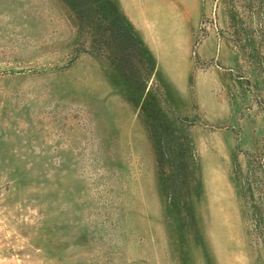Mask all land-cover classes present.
Listing matches in <instances>:
<instances>
[{"label":"rangeland","instance_id":"1","mask_svg":"<svg viewBox=\"0 0 264 264\" xmlns=\"http://www.w3.org/2000/svg\"><path fill=\"white\" fill-rule=\"evenodd\" d=\"M0 264H264V0H0Z\"/></svg>","mask_w":264,"mask_h":264},{"label":"trees","instance_id":"2","mask_svg":"<svg viewBox=\"0 0 264 264\" xmlns=\"http://www.w3.org/2000/svg\"><path fill=\"white\" fill-rule=\"evenodd\" d=\"M70 3L71 8L76 12V14L81 18L83 17L85 11L87 10V7L90 6V0H68ZM117 24L118 21L116 22ZM119 24V29L112 28L111 32L115 35L116 41H118L119 45H123V38L119 36L116 32L121 33V31L126 30L125 25ZM122 38V39H121Z\"/></svg>","mask_w":264,"mask_h":264}]
</instances>
